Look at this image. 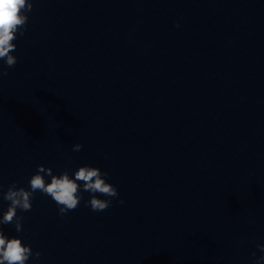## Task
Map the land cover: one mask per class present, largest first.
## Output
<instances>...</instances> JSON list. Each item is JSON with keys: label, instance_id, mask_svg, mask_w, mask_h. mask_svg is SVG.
Here are the masks:
<instances>
[{"label": "clouds", "instance_id": "1", "mask_svg": "<svg viewBox=\"0 0 264 264\" xmlns=\"http://www.w3.org/2000/svg\"><path fill=\"white\" fill-rule=\"evenodd\" d=\"M33 9L32 0H0V60H3L8 68L14 67L17 58L12 55L16 50L17 33L24 35L28 22V15ZM177 27L179 25L177 24ZM8 73L5 69H0V77ZM81 144L73 145L72 150L79 152ZM45 176L50 177L47 182ZM107 172H102L97 167L88 165L80 166L74 172V178L65 170L59 175H54L51 168L44 165L37 166V172L30 178V187H17L13 182L3 193V199L10 202L7 210L0 218V225L14 224L17 233L23 230V216L17 215V210L28 212L32 209V199L34 194L40 193L52 198L56 203L59 214L66 215L75 210L81 202L82 193L88 192L90 199L86 201L94 212H102L111 206V198L118 197L119 193L115 186L106 182ZM3 185H0L2 190ZM104 196L109 199H101ZM123 203V200L120 201ZM264 253V245H257ZM40 257V252L33 254L31 246L22 243L20 238H8L3 229L0 228V264H27L30 257ZM255 257V253H253ZM254 264H264V255L255 257Z\"/></svg>", "mask_w": 264, "mask_h": 264}]
</instances>
